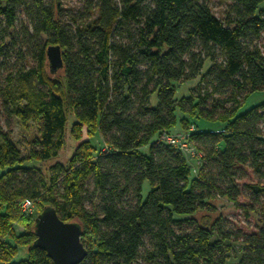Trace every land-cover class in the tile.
Returning <instances> with one entry per match:
<instances>
[{
	"label": "trees",
	"instance_id": "1",
	"mask_svg": "<svg viewBox=\"0 0 264 264\" xmlns=\"http://www.w3.org/2000/svg\"><path fill=\"white\" fill-rule=\"evenodd\" d=\"M212 1L229 4L224 20L211 13ZM44 2L0 0L4 32L19 15L29 20L18 42L32 60L5 78L3 111L37 134L21 158L0 129V264H52L33 247L36 217L21 213L26 200L36 216L48 207L80 227L87 253L80 264H136L141 257L148 264H264V205L251 210L258 229L236 236L224 233L221 214L208 204L220 198L236 205L238 167L253 171L260 183L247 189L264 199V102L239 114L250 96L264 94L256 46L264 0H97L75 28L63 24L60 0ZM51 45L63 62L54 75L45 56ZM196 79L192 94L177 100L175 85ZM217 93L224 100L205 109ZM185 117L221 129L190 133ZM69 120L76 147L62 163ZM176 120L202 154L196 177L161 141ZM95 137L106 152L95 148ZM232 242L240 255L230 260Z\"/></svg>",
	"mask_w": 264,
	"mask_h": 264
},
{
	"label": "rangeland",
	"instance_id": "2",
	"mask_svg": "<svg viewBox=\"0 0 264 264\" xmlns=\"http://www.w3.org/2000/svg\"><path fill=\"white\" fill-rule=\"evenodd\" d=\"M47 0H45V4ZM97 0H60L61 8H62V16H63V24L68 25L71 28H75L76 24H79L83 21L84 18L90 16L91 10H88L90 7H94ZM228 3L212 1L208 4V7L211 13L218 20H224L225 16L228 13ZM24 28H29V20L24 17V15H19L18 20L16 22L15 28L13 31L4 32V29H0V50L3 55L0 56V87L4 85L5 78L9 73H16L22 67L28 69L30 65H32L31 60V52L27 50V48H21V44H19V34L22 32ZM46 37H41V42H44ZM257 48L262 52L264 56V34L261 35L260 39L256 43ZM20 50L22 56L20 59L18 55V51ZM205 68H208V64H206ZM197 83V79L189 82H182L180 84L175 85V97L177 100L180 98H185L192 94ZM194 95V94H193ZM225 96L223 94L217 93L212 97L213 101H207L205 105V109L210 110L212 104L214 102H220L222 99L224 100ZM264 102V94H253L250 96L239 109V114L246 112L248 109L258 106ZM180 115H177V120L180 118ZM190 124L187 132L193 133L195 132H211L218 133L221 129V126L218 124L207 122L204 120H194L192 118L185 117ZM176 120V121H177ZM70 128V120L67 126V136H66V145L65 149L59 156V160L62 163H65L72 152L76 147V143L69 136L68 131ZM0 129L3 133H5L8 138L15 144V146L20 151L21 158L27 156L29 150L31 149L30 142L36 137V128L33 125H29L24 128L21 127L16 120V118L12 116H8L3 111V106L0 98ZM260 130L264 131V122L259 127ZM186 134L182 131L180 124L176 123V125L170 130L169 136H173L176 140L180 136H184ZM183 140V137H181ZM187 151L180 153L185 157L187 164L191 167L192 175L197 176L198 171L203 165L202 154L195 150L193 144L190 142L187 143ZM93 145L97 150H101L102 152H106V148L102 145L100 139L94 138ZM173 148V147H172ZM176 150L175 148H173ZM177 151V150H176ZM178 152V151H177ZM179 153V152H178ZM24 166L27 168L34 166V163H25ZM41 169V166H39ZM260 180L257 179L255 174L248 167H238L235 172L233 178V184L236 186V205H232L228 203L224 199L216 198L214 200H209L208 204L210 206L209 210L213 208L221 214L222 220L224 222V233H232L236 236H246L253 232H255L258 227L256 226V214L253 215L252 209H256L261 211V206L264 205L263 198H255L252 193L247 189L248 186L259 184ZM86 188L90 191L91 185L87 183ZM148 191L147 183L144 184L142 190L143 198L146 196ZM208 208V207H207ZM33 216L36 217V212L34 211ZM259 216V215H257ZM262 216V217H261ZM260 217L264 218V214L260 213ZM17 232L21 231L17 229ZM233 238V237H232ZM228 256L230 260L232 258L239 257V245L237 243H230L229 247L226 248ZM25 252L19 251L18 257L19 259L25 258ZM144 255V251L141 250V256ZM15 261H17L15 259ZM136 264H148L143 257L138 259Z\"/></svg>",
	"mask_w": 264,
	"mask_h": 264
},
{
	"label": "water",
	"instance_id": "3",
	"mask_svg": "<svg viewBox=\"0 0 264 264\" xmlns=\"http://www.w3.org/2000/svg\"><path fill=\"white\" fill-rule=\"evenodd\" d=\"M45 56L51 75L63 67L59 46H48ZM34 236L33 247L44 252L52 264H80L87 255L81 242L80 227L61 221L51 208L45 207L36 216Z\"/></svg>",
	"mask_w": 264,
	"mask_h": 264
},
{
	"label": "built area",
	"instance_id": "4",
	"mask_svg": "<svg viewBox=\"0 0 264 264\" xmlns=\"http://www.w3.org/2000/svg\"><path fill=\"white\" fill-rule=\"evenodd\" d=\"M181 137H183V140H181ZM177 138V136H176ZM175 137L173 136H169V135H163L161 137V141L170 146L175 148L179 153H183L187 151V145L185 144V141H187V143H189L188 140V135L184 134V136H180L177 140ZM21 213L23 215H33L34 213V208L31 202L29 201H23L21 203Z\"/></svg>",
	"mask_w": 264,
	"mask_h": 264
}]
</instances>
